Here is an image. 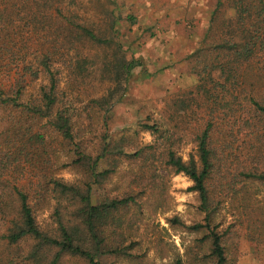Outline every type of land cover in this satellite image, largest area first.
<instances>
[{
  "label": "rangeland",
  "instance_id": "1",
  "mask_svg": "<svg viewBox=\"0 0 264 264\" xmlns=\"http://www.w3.org/2000/svg\"><path fill=\"white\" fill-rule=\"evenodd\" d=\"M218 1L51 0L36 13L38 25L29 34L22 35L20 29L12 34L7 23L0 25L4 64L32 65V72L26 71L29 75L41 71L36 80L33 77L27 94L36 95L47 86L48 76L40 64L50 63L59 80L56 109L70 110L87 155L94 161L104 143H109L97 167L98 173L109 174L95 182L89 170L92 164L71 163L70 147L50 129L46 118L24 122L23 141L27 127L45 139L27 142L28 149L32 146L38 151L19 184L54 180L81 188L92 184L94 204L138 193L136 204L116 214L123 223L117 230L139 243L133 250L137 257H113L108 264H213L212 231L222 237L228 264H264V182L250 175L264 173V137L256 141L254 152L250 139L238 136L233 119L225 118L226 109L220 108L229 101L228 93L215 87V82L203 80L205 75L197 72L202 65L190 56L200 48ZM22 2L0 0V9L9 11L16 3L21 14L13 18L18 22L25 17ZM233 14L225 4L218 12L220 22ZM70 20L92 30L101 41L76 34ZM132 60L142 66L127 77L123 66ZM10 67L0 71L3 87L16 77ZM199 87L211 89L209 119L216 125V158L207 182L210 228L208 212L198 193L190 190L194 184L187 176L160 161L155 162L158 169L153 174L145 155L132 159L113 149L120 146L125 152H136L153 145L161 159L160 153L172 145L184 161H198L194 134L203 124L206 108ZM198 93L197 103L185 107ZM154 124L160 127L159 134L144 128ZM261 133L264 136V130ZM45 200L35 210L36 220L42 230L56 235V212L68 217L70 204L57 193ZM197 225L202 228L193 229ZM8 226L0 216V235ZM31 246L32 241L11 247L0 241V264H30Z\"/></svg>",
  "mask_w": 264,
  "mask_h": 264
},
{
  "label": "trees",
  "instance_id": "2",
  "mask_svg": "<svg viewBox=\"0 0 264 264\" xmlns=\"http://www.w3.org/2000/svg\"><path fill=\"white\" fill-rule=\"evenodd\" d=\"M49 1L51 0H23L25 17L19 18L18 22L13 17H19L21 13L16 11L17 4L12 3L9 11L0 9V25L7 23L12 34H15L17 29H20L22 35L29 34L38 25L36 13H41L40 10L49 4ZM225 4L230 6L234 14L220 22L218 12ZM70 25L75 27L76 34L84 35L93 41H101L89 28L72 20ZM2 31L0 28V71L11 66L10 70L16 71V77L7 87L0 85V216L9 223L5 234L0 235V241H4L9 247L32 241L27 256L30 264H108V260L113 257L135 259L137 255L133 250L139 243L123 233V230H117L123 223L116 214L120 210L130 208L131 204H136L138 193H128L119 200L112 199L94 204L92 184L81 188L66 184L62 180H54L50 182L54 185L53 189H50L49 182L19 184L26 174L27 167L34 164L33 158L38 151L32 146L28 149L27 142H44L45 139L44 134L32 133L31 128L27 127L28 134L26 133L23 141L20 136L24 122H36L46 118L50 129L60 135L62 141L70 147V155L73 156L71 163L92 164L89 170L95 182L109 174V171L97 172L100 161L106 157L109 143H104L101 155L94 161L87 155L83 141L80 140V129H76L70 110L56 109L59 103V80L55 78L50 63L40 64L43 75L48 76L47 86H43L36 95L27 94L34 82L33 77L36 80L38 72L41 71L30 74L32 78H29L28 72H32V65L4 64ZM9 38L13 45V35ZM190 56L196 57L198 66L202 65L197 72L201 77L205 75L203 80H211L215 82V87L218 85L226 90L230 99L220 108L226 109L225 118L233 119V124L238 127V136L243 134L245 140L250 139L251 149L255 152L256 141L259 142L264 137L261 133L264 130V0H219L200 48ZM138 66L142 64L137 60L126 62L123 72L130 77ZM199 89L204 92L206 108L201 119L203 124H200L194 134L198 161L192 158L184 161L172 149V145L160 153L161 159L156 157L158 148L153 145L136 152H125L120 146L113 149L117 155L132 159H143L145 155L144 161L151 164L153 174L158 169L155 162L160 161L167 169L187 176L194 184L190 190L198 193L202 208L208 212L207 226L210 228L212 213L208 206L210 192L207 182L216 158V125L209 119L213 114V110L209 108L211 89ZM200 95L201 93H198L196 98H191L190 104L185 107L197 103ZM238 112L241 114L237 115ZM144 128L157 134L161 132L160 127L155 124L144 125ZM250 175L264 182V173ZM44 178L47 179L48 176ZM50 193H57L70 204L68 217L62 216L59 211L56 212V235L42 230L35 216V210L39 204L46 201ZM200 228L201 225L193 227L195 230ZM211 233L213 264H228L222 237L214 231Z\"/></svg>",
  "mask_w": 264,
  "mask_h": 264
}]
</instances>
